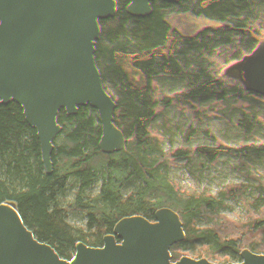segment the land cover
<instances>
[{"label": "trees", "instance_id": "1", "mask_svg": "<svg viewBox=\"0 0 264 264\" xmlns=\"http://www.w3.org/2000/svg\"><path fill=\"white\" fill-rule=\"evenodd\" d=\"M0 264H264V0H0Z\"/></svg>", "mask_w": 264, "mask_h": 264}, {"label": "rangeland", "instance_id": "2", "mask_svg": "<svg viewBox=\"0 0 264 264\" xmlns=\"http://www.w3.org/2000/svg\"><path fill=\"white\" fill-rule=\"evenodd\" d=\"M258 118H259V115L257 114L256 115V119H255V124H254V127H253L254 128V133H253L254 134V151H253L252 165H254L256 163V161L259 160V137H258V134H259V119ZM98 151H105V150H102V149L101 150H96V152L94 153V158H95L96 162H100L101 163V161L98 158ZM219 259H220L221 263H227V260H226V258L224 256L222 248L219 249Z\"/></svg>", "mask_w": 264, "mask_h": 264}, {"label": "water", "instance_id": "3", "mask_svg": "<svg viewBox=\"0 0 264 264\" xmlns=\"http://www.w3.org/2000/svg\"><path fill=\"white\" fill-rule=\"evenodd\" d=\"M98 158L103 165L109 168L113 167L115 164L113 157L106 151H99Z\"/></svg>", "mask_w": 264, "mask_h": 264}]
</instances>
